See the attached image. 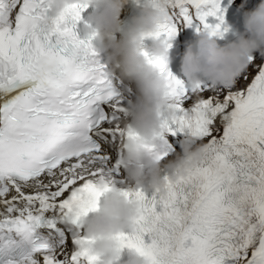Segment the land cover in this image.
I'll return each mask as SVG.
<instances>
[{
	"label": "snow or ice",
	"instance_id": "obj_1",
	"mask_svg": "<svg viewBox=\"0 0 264 264\" xmlns=\"http://www.w3.org/2000/svg\"><path fill=\"white\" fill-rule=\"evenodd\" d=\"M45 3L0 0V264H103L83 221L113 189L140 206L135 231L116 237L121 252L147 264H264V55L250 54L232 86L192 87L144 52L169 82L161 159L188 138L203 143V158L175 180L162 169L163 195L128 188L115 160L138 133L121 122V83L80 35L88 6L46 18ZM147 4L167 13L149 38L169 47L184 28L228 30L221 0Z\"/></svg>",
	"mask_w": 264,
	"mask_h": 264
},
{
	"label": "clouds",
	"instance_id": "obj_2",
	"mask_svg": "<svg viewBox=\"0 0 264 264\" xmlns=\"http://www.w3.org/2000/svg\"><path fill=\"white\" fill-rule=\"evenodd\" d=\"M72 4L91 6L92 10L81 21L80 35L92 39L108 75L121 83V91L128 97L121 122L130 123L138 138L127 140L115 160L122 170L125 187L140 185L158 189L163 195L162 169L168 171L169 179L175 180L203 158V143L188 138L180 141L179 152L161 159V154L167 151L165 139L159 138L164 124L162 109L169 119L173 116L166 95L169 82L166 74L150 64L143 53L166 60L169 46L166 41L152 39L149 49L143 48L142 42L166 20L167 13L159 7L144 5L119 38L124 0H46L43 14L46 18H56ZM244 31V35L223 46L208 31L197 32V39L186 45L181 58L180 73L184 80L192 87L202 80L213 87L232 86L247 68L250 54L264 55V0L246 14ZM154 143L158 144L159 152L145 147ZM139 210L137 203L129 202L118 189H113L102 196L99 210L84 219L83 230L95 241L93 251L102 256L103 264H121L116 237L122 232L135 231L134 220ZM122 264H147V261L130 250Z\"/></svg>",
	"mask_w": 264,
	"mask_h": 264
},
{
	"label": "bare ground",
	"instance_id": "obj_3",
	"mask_svg": "<svg viewBox=\"0 0 264 264\" xmlns=\"http://www.w3.org/2000/svg\"><path fill=\"white\" fill-rule=\"evenodd\" d=\"M226 25H227V29H231V31H235L234 29H235V22H227L226 23ZM237 40V39H236ZM235 41V40H234ZM254 69L252 68V69H249V75H253V73H254ZM251 76H250V79H251ZM242 81V82H241ZM240 82L241 83H243V80H241ZM239 82V83H240ZM245 84V83H244ZM237 86L239 85L238 83L236 84ZM237 86H235V88H239V87H237ZM242 87H244V85L242 86ZM242 87H240V88H242ZM235 90V89H234ZM212 93H210V92H205L204 93V95L205 96H208V95H211ZM25 191H30L29 189H25ZM68 248L70 249V247H69V245H68Z\"/></svg>",
	"mask_w": 264,
	"mask_h": 264
},
{
	"label": "rangeland",
	"instance_id": "obj_4",
	"mask_svg": "<svg viewBox=\"0 0 264 264\" xmlns=\"http://www.w3.org/2000/svg\"><path fill=\"white\" fill-rule=\"evenodd\" d=\"M236 1H239V0H236ZM257 63H258V62H257ZM253 69H254V68H253ZM249 77H250V75H249ZM241 82H242V81H241ZM241 82L238 83V84H239L238 86H237V85H236V86H237V87H240V86L242 87V86L244 85L245 81H243V83H241Z\"/></svg>",
	"mask_w": 264,
	"mask_h": 264
}]
</instances>
